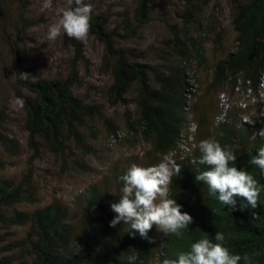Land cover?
Listing matches in <instances>:
<instances>
[{
	"label": "trees",
	"instance_id": "16d2710c",
	"mask_svg": "<svg viewBox=\"0 0 264 264\" xmlns=\"http://www.w3.org/2000/svg\"><path fill=\"white\" fill-rule=\"evenodd\" d=\"M192 1L175 15L177 22L163 19L167 35L154 48L151 62L147 60L151 47L138 51L128 45L150 22L154 0H134L131 19L123 17L112 30L107 14H91L88 33L102 46L100 71L109 76L106 103L111 109L128 103L135 107L133 115L125 111L122 116L126 130L122 137L123 130L113 118L75 94L77 63L83 59L79 51L63 77L22 75L21 45L33 26L26 17L29 0H15L12 22L7 12L9 0H0V25L11 24L15 30L14 38L6 37V41L13 58V95L24 101L23 130L32 151L29 167L41 148L66 167L73 156L71 142L82 156V161L73 164L84 169L85 158L95 153L84 137L96 138L97 124H101L108 141L144 146L141 166L156 164L164 155L172 154L181 168L169 185L168 195L192 217L188 231L179 238L159 236L154 227L149 230V239L130 237L122 224L109 227L115 215L109 205L119 197V177L131 164L139 165L129 158L121 168L115 166L99 181L89 183L72 205L53 198L30 212L16 210L17 205L29 201L31 182L28 175L15 179L4 174L5 159L17 155L19 144L6 132L9 117L0 107V227L5 230L0 238L7 240L5 251L11 252V257H3L0 264H126L130 249L137 252L135 264H156L157 258L187 250L203 233L211 238L216 231L224 234L231 252L247 255L250 264H264V191L255 209L245 205L241 210V198L236 210L229 212L228 206L210 197L207 187L194 179L197 171L206 168L196 163L199 152L194 146L202 139L214 138L221 146L233 147L238 170L243 167L251 171L258 183L264 184L259 169L248 164L264 144V139L253 136L264 127V88L260 87L264 85V0H226L233 33L226 52L218 0H213L207 14L204 8L210 0H201L198 9ZM259 91H263L262 96ZM223 93L227 100L230 95L241 94L246 106L228 104L224 121L216 123ZM249 99H254L252 105ZM244 117L248 121L243 122ZM20 227L26 228L23 236L12 239L10 230Z\"/></svg>",
	"mask_w": 264,
	"mask_h": 264
},
{
	"label": "rangeland",
	"instance_id": "374dc122",
	"mask_svg": "<svg viewBox=\"0 0 264 264\" xmlns=\"http://www.w3.org/2000/svg\"><path fill=\"white\" fill-rule=\"evenodd\" d=\"M42 0H29L26 17L33 26L26 32L24 41L21 45V64L20 72L25 77L36 78H53L57 76H65L68 73L70 60L76 58V51H79L83 56L81 61L77 63L79 84L77 85L75 94L87 103L97 105L103 114L113 118L123 130V135L126 130L123 127L122 116L125 111L133 115L134 105L128 103L125 107H117L111 109L106 103L105 90L109 84V76L100 71V61L102 54L101 44L89 33L86 38L77 40L68 37L63 33L54 41L45 39L47 25L53 21L57 10L63 8L67 4V0H53V7L50 10H41ZM92 5L91 14L105 13L110 17V29H115L120 25V19L127 17L131 19L134 7V0H85ZM155 5L151 10V20L138 32L135 42L130 43L136 47L138 51H144L147 47H151L150 59L154 57V48H158L166 35L165 18L170 23L177 22L175 15L182 13L186 8L188 0H154ZM195 9L201 4V0H193ZM219 9H222L220 21L225 29L224 39L222 44L225 52L229 50L233 33L229 26L228 20V4L226 0H218ZM213 0H210L206 6L205 14L212 8ZM17 5L15 0H9V22L14 20L15 9ZM4 29L6 34L4 33ZM15 30L11 24L0 25V107L8 115L5 130L14 139L18 141L19 150L15 157L6 158L7 168L4 174L15 179L21 178L23 175H28L30 184L29 201L22 202L16 206V210L30 212L38 207L49 203L53 198H58L67 205H72L75 197L83 191L89 183L97 182L104 175L113 171V168H121L127 158L136 160L139 165L144 160V146L134 144L131 141L124 142L114 139L108 141L104 127L97 124L99 134L96 138H91L88 134L84 137V141L88 146L95 150V153L85 158V168L77 167L73 164L75 160L82 161V156L79 149L69 143L73 151V156L70 158L66 167L62 168L60 162L57 161L46 149L41 148L39 156L29 167L28 160L31 155V149L27 143L26 133L23 130V112L22 108H18L12 100L14 69L13 58L10 48L7 44L6 37L14 38ZM79 48V50H77ZM211 46H209L210 49ZM224 98L228 96L224 94ZM245 97V96H244ZM247 98V97H245ZM248 99V98H247ZM227 100V99H226ZM242 101V95H230L224 103L236 106ZM248 103V102H247ZM250 105L253 102L249 99ZM229 106V105H228ZM253 107L249 109L252 110ZM122 125V126H121ZM116 168V169H117ZM25 227L13 228L10 231L14 234L12 239H19L25 232ZM155 229V227H154ZM5 230L0 227V237ZM157 235L161 233L157 232ZM7 240L0 238V260L9 255L11 252L6 250ZM14 255L18 254L14 250Z\"/></svg>",
	"mask_w": 264,
	"mask_h": 264
},
{
	"label": "clouds",
	"instance_id": "9594fccd",
	"mask_svg": "<svg viewBox=\"0 0 264 264\" xmlns=\"http://www.w3.org/2000/svg\"><path fill=\"white\" fill-rule=\"evenodd\" d=\"M53 0H42L41 10H50ZM92 5L85 0H67L65 7L57 10L55 18L47 25L45 39L56 40L61 34L82 40L89 32ZM12 103L22 108L24 101L14 97ZM253 136L264 139V127ZM194 147L199 152L196 163L206 168L197 171L195 181L207 187V193L229 212L236 210L237 201L242 198L240 209L245 205L255 209L264 184L258 183L251 171L239 170L235 166L236 154L233 147L221 144L214 138L202 139ZM248 164L259 169L264 176V144L256 149ZM181 165L172 154L164 155L156 164L141 166L131 164L119 177L122 181L119 197L109 205L115 215L109 221V227L122 224L130 237L138 235L149 239L148 233L153 227L164 236L181 237L188 231L192 217L181 210L172 196H169V185L173 177L180 172ZM203 233V232H202ZM224 234L216 231L213 237L203 233L190 242L187 250L174 253L172 256L157 258L156 264H250L247 255L233 253L224 243ZM126 264H135L137 252L131 250L125 255Z\"/></svg>",
	"mask_w": 264,
	"mask_h": 264
},
{
	"label": "built area",
	"instance_id": "2783aa9c",
	"mask_svg": "<svg viewBox=\"0 0 264 264\" xmlns=\"http://www.w3.org/2000/svg\"><path fill=\"white\" fill-rule=\"evenodd\" d=\"M260 87H261V89H262V88H264V85H263V84H260ZM249 93H250V91L248 90L247 93L245 94V97L248 96ZM259 94H260V96H262L263 91H259ZM253 100H254V99H253ZM253 100H252V102H253ZM224 101L226 102V99L224 98V95L221 94V96H220V107H221V112H220V115L217 116V117L215 118V122H216V123H218V122H223V121H224V117H225V115H226V113H227V109H228L229 106H228L227 103H224ZM238 105L241 106V107L246 106L245 102H241V103L238 104ZM246 118H247V117L242 118V121H243V122L248 121Z\"/></svg>",
	"mask_w": 264,
	"mask_h": 264
}]
</instances>
